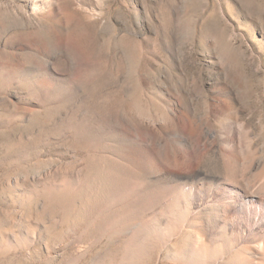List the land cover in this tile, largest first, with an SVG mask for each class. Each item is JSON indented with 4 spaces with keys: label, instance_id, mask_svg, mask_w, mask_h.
<instances>
[{
    "label": "rangeland",
    "instance_id": "obj_1",
    "mask_svg": "<svg viewBox=\"0 0 264 264\" xmlns=\"http://www.w3.org/2000/svg\"><path fill=\"white\" fill-rule=\"evenodd\" d=\"M0 264H264V0H0Z\"/></svg>",
    "mask_w": 264,
    "mask_h": 264
},
{
    "label": "bare ground",
    "instance_id": "obj_2",
    "mask_svg": "<svg viewBox=\"0 0 264 264\" xmlns=\"http://www.w3.org/2000/svg\"><path fill=\"white\" fill-rule=\"evenodd\" d=\"M110 173H111V172H109V174H110ZM109 174H108V175H109ZM110 175H111V174H110ZM112 175H114V173H113ZM114 176H116V175H114ZM116 177H117V176H116ZM117 178L119 179V177H117ZM112 179H113V177H112ZM118 179H117V180H118ZM117 180H116V181H117ZM119 180H120V179H119ZM120 181H122V180H120ZM112 183H113V182H112ZM115 183H116V182H115ZM118 183H119V181H118ZM209 239H210V238H209Z\"/></svg>",
    "mask_w": 264,
    "mask_h": 264
}]
</instances>
